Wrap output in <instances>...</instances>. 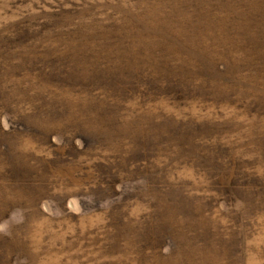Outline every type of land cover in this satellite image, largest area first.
I'll return each instance as SVG.
<instances>
[{"label": "rangeland", "instance_id": "rangeland-1", "mask_svg": "<svg viewBox=\"0 0 264 264\" xmlns=\"http://www.w3.org/2000/svg\"><path fill=\"white\" fill-rule=\"evenodd\" d=\"M261 57L264 0H0V264H264Z\"/></svg>", "mask_w": 264, "mask_h": 264}, {"label": "trees", "instance_id": "trees-1", "mask_svg": "<svg viewBox=\"0 0 264 264\" xmlns=\"http://www.w3.org/2000/svg\"><path fill=\"white\" fill-rule=\"evenodd\" d=\"M254 56V55H253ZM263 57H261V62L263 61ZM197 67V66H196ZM262 74H264L262 72ZM154 79V78H153ZM169 79V80H168ZM190 80V78H189ZM197 80V79H196ZM195 80V82H197ZM186 84V81H185V78H183V81L180 82H173V79L171 78V76L168 75V78H166V80H163V79H159L158 81H156L154 79V82L152 81L151 83H149V87H151V89H153V92H164V93H169L171 91V88H173L175 90L176 86L177 85H181V84ZM183 84V86H184ZM194 85V84H192ZM166 90H168L167 92H165ZM184 90V89H183ZM188 90V89H187ZM182 90L180 89V92Z\"/></svg>", "mask_w": 264, "mask_h": 264}]
</instances>
